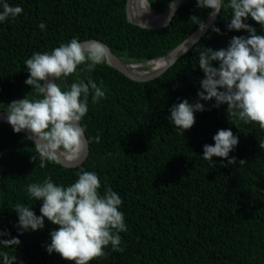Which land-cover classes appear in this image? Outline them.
Wrapping results in <instances>:
<instances>
[{"label": "trees", "instance_id": "obj_1", "mask_svg": "<svg viewBox=\"0 0 264 264\" xmlns=\"http://www.w3.org/2000/svg\"><path fill=\"white\" fill-rule=\"evenodd\" d=\"M148 1L157 12L173 2ZM4 2L21 6L23 12L0 22V111L26 96L39 98L25 83L30 75L25 61L35 53H50L73 38L100 39L123 61L138 63L168 54L198 28L190 17L205 21L210 11L199 9L196 0H185L170 25L150 29L129 21L128 0H0V6ZM231 17L224 0L218 21L154 79L134 80L107 62L91 72L81 64L74 74L61 77L57 83L63 90L90 77L98 86L102 81L105 91L96 103L90 91L89 110L81 120L90 152L79 166L46 161L41 168L28 135L0 121V230L11 234L0 238L21 241L17 247L0 244V253L16 255L17 264H74L47 251L58 225L45 218L43 229L21 234L13 208L23 204L40 216L43 200L32 198L28 186L51 177L67 187L84 169L99 176L101 194L107 187L119 194L127 227L120 233L123 251L109 245L104 256L89 264H264V129L228 115L227 105L213 107L214 99L199 101L206 110L195 113L190 130L176 128L169 119L173 105L199 99V81L205 78L198 67L203 48H227L233 36L249 35L229 31ZM245 23L264 35V27L251 17ZM220 129H231L239 138L228 158L236 157L234 165L221 157L203 158L204 145H214Z\"/></svg>", "mask_w": 264, "mask_h": 264}, {"label": "clouds", "instance_id": "obj_2", "mask_svg": "<svg viewBox=\"0 0 264 264\" xmlns=\"http://www.w3.org/2000/svg\"><path fill=\"white\" fill-rule=\"evenodd\" d=\"M140 16L149 13L151 5L147 0H139ZM199 9H207L208 16L215 19L224 8V0H196ZM175 9L176 3L169 6ZM232 17L227 23L229 31L244 30L248 36H233L227 48L215 50L203 48L199 54L198 67L205 78L199 81L198 100L189 103L187 99L173 105L170 109V122L183 131L190 130L195 122L196 112L205 111V105L199 101L215 100L213 107L227 105L228 115L238 117L245 123H258L264 129V35L245 21L251 17L264 27V0H228ZM23 12L21 6H11L4 2L0 6V22L16 18ZM203 33L207 25L193 14L190 19ZM46 28L44 23L39 25ZM216 33L224 34L213 26ZM187 51V49H186ZM109 49L102 42L91 40L82 42L73 38L67 44H61L50 53H35L25 61L30 73L25 83L39 94V98L27 96L12 101L7 110V121L15 133L27 130L39 154V166L46 167V161L61 163V157L78 160L87 148L86 129L81 125L82 118L88 112V97L93 93L92 102L105 97V91L90 77L72 83L63 90L57 81L61 77L74 74L77 67L87 64L91 72L96 65L105 63ZM213 62H219L214 66ZM149 65V64H148ZM150 68V65H149ZM148 69V68H146ZM32 90V91H33ZM100 136H96L98 143ZM214 145H204L203 158H225L228 165L237 163L236 157L229 154L239 143V138L231 129H220L213 136ZM264 148V144H260ZM33 160L36 157L33 156ZM245 161L240 160L243 164ZM227 166V165H225ZM78 179L70 186H58L51 177L42 183L28 186L29 195L35 200H43L41 215L37 216L32 207L17 204L13 211L18 214L17 227L24 231L40 230L45 226V218L58 229L53 230L51 243L47 245L49 254L58 253L64 260L74 264H89L90 261L104 256V249L111 245L114 251H123L120 247L121 232L127 231L124 213L120 211L123 201L111 187L103 194L99 192L101 181L92 171L81 169ZM0 230V237L10 236ZM0 244L17 247L21 244L18 237L0 238ZM4 264H17V256L2 252Z\"/></svg>", "mask_w": 264, "mask_h": 264}, {"label": "water", "instance_id": "obj_3", "mask_svg": "<svg viewBox=\"0 0 264 264\" xmlns=\"http://www.w3.org/2000/svg\"><path fill=\"white\" fill-rule=\"evenodd\" d=\"M148 1V0H147ZM185 0H175L176 7L175 9H171L170 7L164 11V12H157L154 10L151 6V8L156 12V14L164 15L163 18L157 19V20H151L147 19L145 15L142 13L140 16V4L139 0H128L127 2V15L129 21L142 26L144 28H150V29H155V28H161L168 26L172 23L173 17L176 15L177 11L179 10L180 6L184 3ZM149 5L150 2L148 1ZM173 3V2H172ZM136 12V13H135ZM137 14V16H135ZM219 15L215 17V19L207 18L204 23L207 25L206 30L201 33L199 31V27L187 38L185 39L182 43H180L177 47H175L172 51H170L168 54L158 57V58H153L149 60H145L142 62L138 63H127L123 61L118 55H116L110 46L103 42L100 39H88L84 40L82 42H87L91 40H97L102 42L104 45L107 46L109 49V56L107 58V63L124 73L126 76L129 78H132L134 80L138 81H147L154 79L160 75H162L165 71H167L173 64L176 63V61L184 55L187 51H189L202 37L204 34L208 32L210 27L218 21ZM187 49V51H186ZM153 62H160L159 66L154 69L153 67H150L148 69L143 68L144 66L151 64ZM136 65L137 68L133 69L132 67ZM7 111H0V121L6 122L7 121ZM82 125V123H81ZM83 126V125H82ZM29 136V133L27 130L23 131ZM85 137L87 139V148L85 153L83 154V157L78 160H68L64 157H61V163L67 167H76L81 165L86 161V159L89 156L90 152V143L89 139L87 137V133H85Z\"/></svg>", "mask_w": 264, "mask_h": 264}, {"label": "bare ground", "instance_id": "obj_4", "mask_svg": "<svg viewBox=\"0 0 264 264\" xmlns=\"http://www.w3.org/2000/svg\"><path fill=\"white\" fill-rule=\"evenodd\" d=\"M147 3H148V1H147ZM148 4H149V3H148ZM139 6H140V5H139ZM135 13H136V12H135ZM143 14L145 15V17H146L147 19H151V20H157V19H161V18L164 17V15L156 14V12H155L152 8H151V10H150V13H143ZM135 16H137V14H135ZM159 64H160V62H158V63L153 62V63H151V64H149V65H150V67H153L154 69H156V67H158ZM132 68H133V69H136L137 66L134 65Z\"/></svg>", "mask_w": 264, "mask_h": 264}]
</instances>
